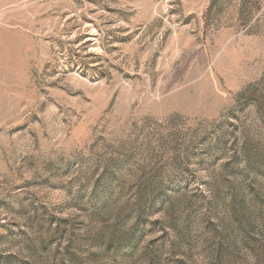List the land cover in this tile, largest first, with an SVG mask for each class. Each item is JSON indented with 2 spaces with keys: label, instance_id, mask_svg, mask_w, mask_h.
<instances>
[{
  "label": "rangeland",
  "instance_id": "rangeland-1",
  "mask_svg": "<svg viewBox=\"0 0 264 264\" xmlns=\"http://www.w3.org/2000/svg\"><path fill=\"white\" fill-rule=\"evenodd\" d=\"M0 264H264V0H0Z\"/></svg>",
  "mask_w": 264,
  "mask_h": 264
}]
</instances>
